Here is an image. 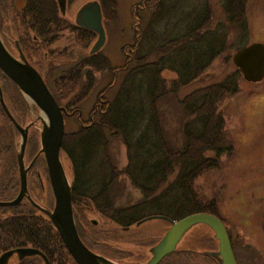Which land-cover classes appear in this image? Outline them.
Listing matches in <instances>:
<instances>
[{
    "label": "trees",
    "instance_id": "16d2710c",
    "mask_svg": "<svg viewBox=\"0 0 264 264\" xmlns=\"http://www.w3.org/2000/svg\"><path fill=\"white\" fill-rule=\"evenodd\" d=\"M248 1L223 0L227 26L211 28L213 12L208 0H141L132 9L133 42L121 47V66L113 65L101 50L85 53L96 34L63 17L56 0H25L21 10H16L11 0L0 1L4 41H14L21 48L66 116L78 123L76 130L65 131L60 155L67 161L75 225L86 246L109 251L110 259L116 262L124 257L118 240L134 237L136 232L131 227L146 217L176 221L209 211L213 202L198 190L196 182L204 173L217 169L221 158L233 151L224 103L238 93L242 76L235 67L217 82L199 86L182 97L178 93L208 79L216 59L242 47L236 45L240 35L247 34ZM98 3L102 21L114 19L115 1ZM230 27L242 31L233 43L228 36ZM65 31L73 34V46L80 53L75 61L72 58L65 63L64 70L57 71L58 64L48 58L62 61L68 49L57 52L52 46ZM96 73L110 76L97 91ZM0 86L13 118L21 126H29L25 166L36 157L27 173L29 189L36 192L29 195L32 202L24 198L17 205L0 206V252L32 246L48 258L49 264H69L57 230L33 204L41 199L50 208L53 205V199L42 195L51 191L39 153L40 127L30 117L16 84L1 71ZM94 91V102L83 119L81 105ZM167 100L180 110L175 125L162 109ZM113 139H119L125 148L126 163L121 168L110 152ZM19 146L20 133L0 104V201L12 200L18 194ZM122 178L139 191L140 197L134 202L117 199L114 192ZM91 213L114 226L93 225L88 218ZM157 241L142 239L138 246ZM131 251L127 249L125 254ZM170 254L158 264H169ZM31 260L33 264L41 261L39 256Z\"/></svg>",
    "mask_w": 264,
    "mask_h": 264
},
{
    "label": "rangeland",
    "instance_id": "374dc122",
    "mask_svg": "<svg viewBox=\"0 0 264 264\" xmlns=\"http://www.w3.org/2000/svg\"><path fill=\"white\" fill-rule=\"evenodd\" d=\"M87 1L94 0H75L72 4L68 3L66 10L62 15L72 21L75 18L77 11H79ZM116 12L114 13V19H108L103 23L104 29V44L101 48L104 53L115 66H121L123 64V54L121 47L133 42V16L132 9L141 0H114ZM223 0H208L212 9V21L211 28L216 26L222 27L226 24L225 14L222 8ZM23 4V0H15L16 9L20 8ZM20 10V9H18ZM246 33L241 34V29L230 27L228 36L233 43L234 38L241 37L240 41L236 45L245 46L252 43L264 44V0H249L246 7ZM13 31H10L12 33ZM73 34L65 31L63 32L53 48H56L57 52H60L63 48H67L68 51L62 58V61L56 57H49L48 60H53L58 65V70H64L67 65V60L73 58L75 61L78 57L77 48L73 46L72 42ZM76 48L70 51L69 48ZM89 48V47H88ZM81 49V48H80ZM80 51V50H79ZM87 51L85 53H90ZM234 50L226 51L224 56L216 59L208 70L210 77L206 80L197 81L189 86L183 88L178 96L182 97L189 93L193 89L206 85L209 83L217 82L223 78V76L235 68L232 62V55ZM65 59V60H64ZM64 61V63H63ZM61 66H60V65ZM164 75L170 76L168 72ZM97 79L96 91L103 87L109 80V74L96 73ZM95 91L92 92L81 105V118L85 119L95 99ZM27 103L31 105L32 113L30 117L36 120L37 126L41 128V120L44 118L42 111H40L29 99H26ZM165 117L171 121L174 125L177 122L176 113L180 114L179 107L172 101L167 100L166 105L162 107ZM224 117L227 122L228 138L233 146V155H227L220 160V167L218 170H211L201 175L197 180V188L203 193L209 189L217 188V183L221 181V177L226 182L228 189H243L246 190L245 195L248 197L249 203L258 209L259 216L264 212V77L262 81L258 83H250L241 78L239 80V91L233 97L228 99L224 103ZM78 127L76 119L72 116H66L64 118V129L66 132L74 131ZM111 154L115 157L118 167L121 168L126 163L125 148L119 141V139L111 140L110 147ZM231 158V159H230ZM61 163L65 171L68 169L67 161L64 157H61ZM45 183V182H44ZM116 197L119 201L134 202L140 197L139 191L130 183L127 178H122L119 181V188L115 189ZM250 191V192H249ZM231 194H237L238 192H230ZM242 194V193H241ZM228 199V198H227ZM40 202L42 200L40 199ZM229 203L223 204V210ZM230 210H240L246 207H242L239 200H235L230 205ZM89 219H94L97 223L104 227H113L114 225L109 223L106 226V220L102 219L98 214L91 213L88 215ZM169 224L162 218H152L145 220L140 224L139 229L142 231V236L149 239H159L166 231ZM196 227H200L201 231H204L203 224H198ZM135 231V227L131 228ZM211 233V232H210ZM246 241L255 243L256 247L264 251L263 240L264 233L261 229H254L246 227ZM252 239V241H251ZM191 240H185L182 238L179 242V247L185 245V242ZM199 245L198 242H195ZM118 245L123 249H140L139 246L132 244H124L119 242ZM145 248H142L144 251ZM12 264V261L9 262Z\"/></svg>",
    "mask_w": 264,
    "mask_h": 264
},
{
    "label": "water",
    "instance_id": "95a60500",
    "mask_svg": "<svg viewBox=\"0 0 264 264\" xmlns=\"http://www.w3.org/2000/svg\"><path fill=\"white\" fill-rule=\"evenodd\" d=\"M58 3L62 11L64 6L61 1ZM78 15L80 17L79 25L91 29L97 34L93 51L98 50L104 43V29L99 5L96 2L87 3L80 9ZM19 57V60L12 57L0 39V69L17 85L22 94L36 104L47 120H41L40 151L45 159L49 183L54 196V206L51 211L42 208L40 210L53 223L66 249L78 264H114L90 251L78 236L71 206V185L60 160V148L64 135V109L57 104L40 74L28 64L20 52ZM232 62L245 81H261L264 77V44L256 42L237 49L232 56ZM0 102L6 115L21 134V145L17 155L20 179L19 192L14 200L0 201V206H13L18 204L27 193V168L23 162V151L28 127L22 128L14 120L3 102L1 90ZM152 218L165 219L171 225L160 240L150 248L151 256L146 264H157L165 255L174 251L185 233L196 224H205L213 230L214 237L218 240L216 253L220 256L221 263L236 264L225 227L214 215L194 213L177 221H171L162 216L148 217L146 220ZM17 251L21 255L39 254V251L31 248H23ZM12 253V251L3 253L0 256V264H4Z\"/></svg>",
    "mask_w": 264,
    "mask_h": 264
},
{
    "label": "flooded vegetation",
    "instance_id": "af4514ba",
    "mask_svg": "<svg viewBox=\"0 0 264 264\" xmlns=\"http://www.w3.org/2000/svg\"><path fill=\"white\" fill-rule=\"evenodd\" d=\"M57 1H61V4H63L64 8L60 12L64 13L68 3L72 4V2L75 0H57ZM11 2L13 3V6L16 9L15 0H11ZM24 4H25V0H23L22 6L20 8H17L16 10H18V9L21 10L23 8ZM79 11H77L75 18L71 21V22L75 23L77 26H79V22H80V17L78 15ZM1 38H2L3 42L5 43L6 48L12 57L19 60L20 59L19 53H18V50H19L22 53V55L24 56L25 60L30 65H32L34 68H36V66H34L31 63V61H29L27 55L21 50V48L18 45L14 44V41L11 43L7 42V41L5 42L4 38L2 36H1ZM52 48H53V46H52ZM70 60H72V58ZM0 71L5 76H7L1 69H0ZM46 86H47V84H46ZM47 88H48V86H47ZM0 90H1V86H0ZM48 90H49V88H48ZM50 93H51V91H50ZM1 97H2V90H1ZM2 99H3V97H2ZM28 110H29V108H28ZM64 111H65V109H64ZM29 113H30V110H29ZM65 113L67 114L66 111H65ZM18 125L21 127V125L19 123H18ZM232 153L230 154V156L233 155ZM225 156L227 157V155H225ZM225 156H223V157H225ZM35 158H33L30 165L32 164V162L35 161ZM222 158H221V160H222ZM42 159H43L42 161L44 162L45 167H46V163H45V159H44L43 155H42ZM30 165L28 166V169H29ZM219 167H220V165H219ZM217 170H218V168H217ZM46 171H47V167H46ZM47 176H48V173H47ZM27 183H28V179H27ZM49 186H50V184H49ZM217 186L218 187L215 189L212 188V189H209V190L203 192V195L205 197L209 198L210 200H212V202H213V204L208 208L209 211H205V212L212 214L215 217H217L222 222V224L224 225V227L226 229V233H227L228 238H229V242L231 245V249L233 252L235 263L236 264H264V251H263V249L261 252L260 249L256 247L255 243H251L249 241H246L247 240V238H246V235H247L246 227L254 228V229H261L262 233H264V212L261 214V216H259L258 209L255 208L254 206H252V203H249L248 197L244 193V192H246V190H243V189L230 190V189H228V186L222 177H221V181L219 183H217ZM27 190H28V197L27 198L24 197V198L28 199L32 202L29 195L30 194L34 195L36 192L31 191L29 189V186H28ZM50 191H51L50 193H46V194H42V195H44L45 197L47 196V199H49V201H51V199H53V205L51 208L48 206L49 204L46 205L43 201L40 202V199H39V202L36 201L37 203L33 202L36 209L39 210V212H41L45 216H46V214L43 211H41L40 208L50 211L53 209V206H54V196H53L51 187H50ZM230 192H238V193L234 195V194H231ZM237 199L239 200L240 204H242V207L244 205V207H246V208L240 209V210H237V209L236 210H233V209L230 210L229 205ZM224 203H229V205L225 206V208L223 210L222 208H223ZM201 212H203V211H201ZM73 217H74V215H73ZM89 220L93 225L98 224L97 221L94 219H89ZM106 223H107L106 224V226H107L110 222L106 221ZM139 226L135 227V229H134L135 230L134 232H136V235H134V237L130 236V238H127V239L126 238H124V239L120 238L118 240V242H123L124 244H128V245L132 244V245L138 246V245L142 244V239L148 240L149 239L148 237L142 236V231L139 229ZM203 226H204V231H201L200 227L197 228L195 225V226L191 227L185 233L183 238L185 240L189 239V240H191V242L186 241L184 246L182 244V247H177L170 254L169 264H222L220 256L218 255V253H216V251L218 250V241L213 236V233L211 232L210 228L206 227L205 225H203ZM107 228H110V227H107ZM124 229H126V228H124ZM77 232H78V230H77ZM78 235H79V233H78ZM251 241H252V239H251ZM195 242H198L199 245H196ZM261 243L264 244V237H263V240H261ZM86 247H88V249H90L92 252L100 254L103 257H106L108 259L111 258V256H110L111 253H109V251H106L104 249L99 250L94 245L93 246H86ZM23 248L35 249L32 246H23L22 245V246H16V247H12V248H9L7 250H4V251L0 252V256L5 252H9V251L13 252L8 257L7 261L4 264H9L10 261H12V264H33V261L31 259L34 256H39L41 259V261H38L37 263H34V264H49L48 258L46 256H44L41 252L39 254L35 253V254H31V255H21L20 253H18L17 250L23 249ZM142 248H145V247L143 246ZM142 248L140 247V249L133 250L129 254H125V252L127 251V249L125 248L124 254L122 253L124 255V257H119L118 259H115V258L114 259L116 260L117 264H142L141 260L148 259V257H149V254L147 253V251L146 250L144 251ZM35 250H37V249H35ZM68 257L70 258L69 264H78L72 258V256L70 255L69 252H68Z\"/></svg>",
    "mask_w": 264,
    "mask_h": 264
},
{
    "label": "bare ground",
    "instance_id": "6f19581e",
    "mask_svg": "<svg viewBox=\"0 0 264 264\" xmlns=\"http://www.w3.org/2000/svg\"><path fill=\"white\" fill-rule=\"evenodd\" d=\"M44 117H45V116H44ZM45 121H47V120H46V117H45Z\"/></svg>",
    "mask_w": 264,
    "mask_h": 264
}]
</instances>
